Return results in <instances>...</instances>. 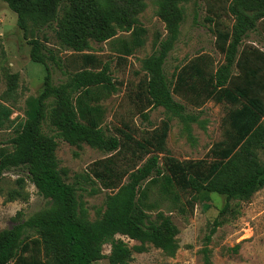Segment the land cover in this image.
Wrapping results in <instances>:
<instances>
[{
  "label": "trees",
  "instance_id": "trees-1",
  "mask_svg": "<svg viewBox=\"0 0 264 264\" xmlns=\"http://www.w3.org/2000/svg\"><path fill=\"white\" fill-rule=\"evenodd\" d=\"M2 1L17 15L18 27L31 45L30 57L46 67V76L40 95L28 100L23 120H13V108L6 104V96L15 93V82L0 99V131L12 128L14 133L7 145H0V179L11 169H26L49 207L26 220L18 213L17 224L0 231V264H95L102 259L132 264L133 253L146 252L149 244L174 255L180 230L161 210L162 204L168 203L170 213L193 212L211 194L225 196L206 238L209 244L222 219L236 212L232 203L248 202L264 188V49L244 46L264 22V0H157L166 35L157 34L154 52L143 61L145 77L136 96L146 119L145 110L160 107L169 118L140 138L128 129H120V136L106 133L103 102L117 91V84L109 64L85 51L91 49V40L114 41L125 56L142 49L147 30L138 14L145 0ZM189 2L196 7L203 3L204 21L224 61L198 55L176 68L170 80L165 65L180 38ZM47 30L60 48L74 54L59 58L47 45ZM119 33H127V38ZM51 66L64 73L60 83H55ZM208 102L231 107L224 139L211 147L206 159L179 161L167 149L171 118L193 138L192 125L200 120L189 107L200 110ZM58 139L112 154L91 169L111 191L96 220L89 218L77 187L60 169ZM21 196L16 191L11 200ZM119 235L139 245L130 248ZM106 244L111 245L109 255L104 254Z\"/></svg>",
  "mask_w": 264,
  "mask_h": 264
},
{
  "label": "rangeland",
  "instance_id": "rangeland-1",
  "mask_svg": "<svg viewBox=\"0 0 264 264\" xmlns=\"http://www.w3.org/2000/svg\"><path fill=\"white\" fill-rule=\"evenodd\" d=\"M184 9L185 20L181 26L180 38L165 65V72L170 80L173 79L176 68L198 55L207 54L217 62L224 61V56L215 46V36L210 25L204 21L206 12L203 3L199 2L196 7L195 2H189L184 5ZM157 11V0L144 1V8L139 12L138 19L147 30L146 43L133 55L121 54L114 41L97 43L91 40V49L85 51L96 54L103 63L109 64L117 84V91L103 102L106 108L104 129L108 135L120 136V129H128L135 138H140L160 127L169 118L164 108L160 107L145 110L148 116L146 119L136 96L145 77L143 61L154 52L157 34L166 35L165 24ZM17 21V15L0 0V99L5 97L10 83L15 82V93L6 96V104L13 108L12 119L19 122L25 118L28 100L38 97L43 90L46 67L32 61L31 45ZM226 22L228 25L232 24L231 20ZM46 33L50 38L47 45L59 58H69L74 54L60 48L52 31L47 30ZM127 35L119 33L118 37L127 38ZM246 45L264 49V22L258 30L248 35L244 41V46ZM51 68L55 83L65 79L62 71L56 67ZM175 99L180 100L178 96ZM230 110V105L215 102H208L200 110L189 107V111L199 115L200 120V123L192 125L193 138L184 131L177 118H171V130L167 139L170 155L179 161L206 159L211 147L224 139V122ZM13 135L12 128L0 131V145H7ZM58 142L60 169L67 171L68 182L77 187L89 218L98 219L105 210L106 199L111 191L101 186L92 176L91 169L96 161L112 154L88 145L79 149L61 139ZM261 158L264 159V152L261 153ZM16 191L22 196L11 200V195ZM155 199H158V193L154 196ZM225 203V196L211 194L209 199L198 202L193 212L188 210L185 213H170L166 206L168 203L165 202L161 210L172 217L180 230L177 237L179 249L174 255H169L149 244L146 252L133 253L132 264H264V188L248 202H233L236 212L222 219L223 224L207 244L206 238ZM48 207L49 201L38 194L26 169L15 168L4 173L0 179V231L16 225L18 213H22V219L26 220ZM155 216L156 213L152 214L153 218ZM117 238L124 240L130 248L139 245L124 236L119 235ZM110 251L111 245L106 244L104 254L109 255ZM95 264H109V260L102 259Z\"/></svg>",
  "mask_w": 264,
  "mask_h": 264
}]
</instances>
